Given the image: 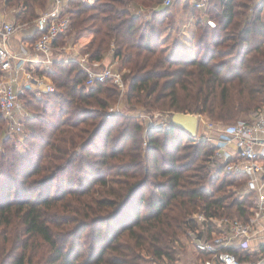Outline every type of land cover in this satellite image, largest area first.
<instances>
[{
    "label": "trees",
    "instance_id": "16d2710c",
    "mask_svg": "<svg viewBox=\"0 0 264 264\" xmlns=\"http://www.w3.org/2000/svg\"><path fill=\"white\" fill-rule=\"evenodd\" d=\"M149 1L158 4L143 0ZM133 2L70 0L68 10V36L80 53L103 61L113 44L112 60L130 64L129 103L148 112L204 115L217 125L264 109V2L207 0L216 27L208 19L198 23L200 51L193 55L158 52L155 29L133 15ZM4 4L20 7L18 20L30 24L51 0ZM172 7L154 9L156 24L169 20ZM49 77L54 93L23 97L24 138L3 136L0 264H179L182 239L197 227L195 213L250 221L254 196L240 192L247 177L212 162L214 142L169 124L144 129L109 113L112 81L87 88L74 60L56 62ZM4 125L0 115V134Z\"/></svg>",
    "mask_w": 264,
    "mask_h": 264
},
{
    "label": "built area",
    "instance_id": "2783aa9c",
    "mask_svg": "<svg viewBox=\"0 0 264 264\" xmlns=\"http://www.w3.org/2000/svg\"><path fill=\"white\" fill-rule=\"evenodd\" d=\"M80 1L92 4L95 0ZM69 2L51 0L50 8L39 12L34 26L19 24L15 18L11 20L0 15V115L5 121L0 136L24 133L28 112L23 97L32 94L40 98L56 91L49 74L58 61L78 60L79 67L87 75V88L112 81L120 90L124 89V75L115 61L110 65L91 61L89 56L82 57L79 49L73 51V60L54 56V51L63 49L56 44L71 31ZM194 2L198 9L207 4V0ZM172 4L173 0H163L164 7ZM206 23L211 28L216 27L211 19ZM18 33L23 34V38L19 47L13 49L12 40ZM195 139L214 142L218 149L212 162L222 164L227 173L245 175L247 181L240 192L254 196L252 216L247 223L226 217H207L203 211L192 216L197 227L188 230L187 243L196 253L207 254L208 258H199L195 264H264V252L249 255L251 241L264 231V109L226 125H217L201 116ZM237 249L247 252L248 260H239L232 252Z\"/></svg>",
    "mask_w": 264,
    "mask_h": 264
},
{
    "label": "rangeland",
    "instance_id": "374dc122",
    "mask_svg": "<svg viewBox=\"0 0 264 264\" xmlns=\"http://www.w3.org/2000/svg\"><path fill=\"white\" fill-rule=\"evenodd\" d=\"M158 4H155L152 1L143 2V0H134L133 6H132V13L135 17L140 18V22L143 24H149L151 28L154 27L155 32L158 36V43L154 45V47L157 49V51H175L177 48L191 52L192 54H195L196 51H200L199 48H197V40L201 35L200 27H197L198 23L201 22L202 24H205L204 20L208 19L207 13L205 12L207 9V5H205V8L198 9L193 8L194 7V0H174L173 7L170 9L171 16L169 20H165V24H156L157 20H154V9H160L163 7V0H158ZM255 4L264 2V0H254ZM189 5L186 9L185 6ZM193 6V7H192ZM188 9V10H187ZM192 9H195V13L191 11ZM20 7L16 6H7L4 4V0H0V15L6 16L8 19H16L19 24H29V23H22L18 20L17 15L20 13ZM30 26H34V21L29 24ZM28 25V26H29ZM204 25H201V28H203ZM19 34V33H18ZM17 34V35H18ZM16 35V36H17ZM69 35V34H68ZM66 36L63 41H61V44L63 45L61 51H54V56L60 59H74V53L73 51L75 49H80L79 44H75L73 41V36ZM24 41V40H23ZM111 52L107 54L106 58L103 60V63L105 65H110L114 63L113 56H114V45H111ZM182 51V52H183ZM80 52V51H79ZM159 54V53H157ZM82 57L89 56V55H83L81 53ZM113 55V56H112ZM78 66V60H74ZM116 67L122 71L124 75V89L120 90L116 84L114 83V86L112 82L109 84V87H112L116 90L114 93L113 91L110 92V99H108L109 102V113H114L116 115H120L124 117V119L132 118L135 121H137L144 129L148 127L149 125L153 126H163L166 124L165 119L162 116H158L159 112H167V111H155V112H148L146 108L142 107L138 104H131L128 102V93H129V86L131 81V70H130V64L125 63L122 61V59H116ZM57 90V89H56ZM35 97V96H34ZM107 98V95H106ZM244 116V115H243ZM241 116V117H243ZM203 117L206 118V116L203 115ZM206 120H208L206 118ZM121 123L124 122V120H120ZM209 121V120H208ZM233 122H222V124H232ZM22 139L24 138L23 135L20 136ZM4 138L0 136V151L2 146V140ZM98 148H100L102 151L107 148H105V142L98 141L97 143ZM104 150V151H105ZM97 156L94 157V160L101 161L102 157H100V154H97ZM150 191V188L148 189ZM233 212V210H231ZM14 229L16 231L19 230V225H13ZM2 231V229L0 230ZM11 241L15 240V235L11 232L8 233L7 236ZM189 240L188 236L182 239L184 243V248L179 253V264H191L195 263L199 258H197V254L194 251L193 247L188 245L187 241ZM1 241V238H0ZM0 245L1 242H0ZM264 246L259 247V250L263 253ZM258 254L261 252H257ZM257 254V255H258ZM169 262V260H165L164 263ZM150 264V263H147Z\"/></svg>",
    "mask_w": 264,
    "mask_h": 264
},
{
    "label": "water",
    "instance_id": "95a60500",
    "mask_svg": "<svg viewBox=\"0 0 264 264\" xmlns=\"http://www.w3.org/2000/svg\"><path fill=\"white\" fill-rule=\"evenodd\" d=\"M158 116H162L166 124L174 125L192 137L198 136L201 116L196 114L176 113V112H159Z\"/></svg>",
    "mask_w": 264,
    "mask_h": 264
},
{
    "label": "crops",
    "instance_id": "0c3cea01",
    "mask_svg": "<svg viewBox=\"0 0 264 264\" xmlns=\"http://www.w3.org/2000/svg\"><path fill=\"white\" fill-rule=\"evenodd\" d=\"M22 38H23V34H21V33H19L17 36H15L13 38V40H12L13 49H15L16 47H19V43L21 42ZM262 246H264V231L259 232L255 236V238L251 241L250 250L252 251V253H249V255L256 256L258 254L257 252H262L259 250V247H262ZM191 264H193V263H191Z\"/></svg>",
    "mask_w": 264,
    "mask_h": 264
}]
</instances>
